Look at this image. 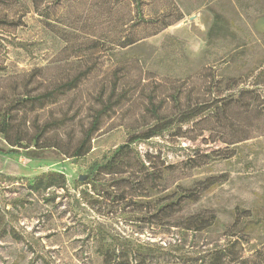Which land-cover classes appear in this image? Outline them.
<instances>
[{
  "label": "rangeland",
  "instance_id": "obj_1",
  "mask_svg": "<svg viewBox=\"0 0 264 264\" xmlns=\"http://www.w3.org/2000/svg\"><path fill=\"white\" fill-rule=\"evenodd\" d=\"M142 10L151 22L138 24L128 0L42 1L38 7L33 0H0V18L14 22L0 26V65L6 67L0 78L19 77L38 67L46 68L43 76L50 77L85 62L92 65V73L76 91L39 116L41 120L63 117L64 125L55 132L63 141L76 140L81 124L89 122L90 109L97 106L94 99L104 85L110 88L115 67L128 85L122 97L133 96L104 117L84 157H66L53 148L37 152L38 158H30L24 149L0 154V213L7 228L16 232L0 239V264H101L95 251L98 231L136 243H173L180 236L175 230L140 219L141 210L161 195L158 190L152 189L146 198L129 190L124 199L113 200L95 193L85 181L92 164L122 145L129 132L143 123L147 93L165 95L179 84L203 93L197 84L212 80L207 70L213 67L225 81L251 88V113L234 112L224 128L205 123L211 129L202 133L198 128L201 135L198 131L184 137L165 135L135 147L180 167L186 154L195 150L210 153L226 148L217 138L232 141L248 136L228 145L234 150L232 157L211 160L188 176L181 177L177 171L166 186L171 190L176 183L225 177L197 203L185 207L216 212L213 225L194 242L201 246L222 242L239 208L250 210L252 216L245 230L249 239L245 248L264 243V0H143ZM166 22L170 25L156 32ZM128 36L141 39L123 46ZM7 38L37 45L26 53L9 45ZM0 148H6L1 136ZM50 170L65 174V189H28L26 179ZM184 237L188 243L190 235Z\"/></svg>",
  "mask_w": 264,
  "mask_h": 264
},
{
  "label": "trees",
  "instance_id": "obj_2",
  "mask_svg": "<svg viewBox=\"0 0 264 264\" xmlns=\"http://www.w3.org/2000/svg\"><path fill=\"white\" fill-rule=\"evenodd\" d=\"M33 1L38 7L42 1L59 4L64 0ZM128 1L133 4L138 24L151 22L143 15V0ZM180 19L181 16L175 21ZM12 23L11 20L0 18V26ZM168 25L170 23L166 22L156 32ZM140 39L128 36L123 46L133 45ZM5 41L26 53H31L37 45L35 41L14 38ZM5 69V66L0 65V72ZM45 70L44 67H38L19 77L0 78V136L6 145L5 149L0 148V154L17 153L24 149L30 158H38L37 152L53 148L66 157H84L91 151L92 140L100 132L104 117L115 112L123 101H132L133 96L122 97L127 93L128 85L123 81V75L118 74L120 68L115 67L110 88L107 90L104 85L94 99L97 106L90 109L89 122L81 124L76 140L71 137L66 143L55 134L64 125L63 117L41 120L39 116L48 107L57 105L67 94L76 91L93 68L85 62L78 68L59 71L50 77L43 76ZM207 71L212 80L197 82L196 89L203 93H195L194 88L188 89L182 84L174 86L165 95L147 93L141 112L143 123L129 132L122 145L115 147L103 160L95 162L88 169L85 183L95 193H105L113 200L124 199L129 190L134 193L133 196L145 198L152 189L158 190L161 195L150 202L151 206L141 210L140 219L175 230L180 235L173 243L146 244L98 231L94 235L95 251L101 257V264H264V243L252 249L244 246L249 243L245 230L252 221L250 210L235 209L234 220L225 231L222 242L206 243L204 246L194 242L198 235L213 225L216 212L213 209L188 210L185 207L197 203L207 189L225 181V177L207 176L189 185L176 183L171 190H167L166 186L168 178L177 171L181 177L188 176L192 169L206 165L211 160L232 157L234 150L229 149L228 145L244 141L248 136H237L232 141L217 138L215 141L227 144L226 148H216L210 153L195 150L192 155L186 154L180 167L155 159L157 155L152 152L140 153L135 147L140 142L165 135L184 137L193 131L201 135L200 132L211 129L205 123L213 122L224 128L234 112L241 110L245 115L251 113V88L241 82L225 81L217 74L216 67ZM192 85L196 87V83ZM26 183L32 192H40L65 189L67 179L63 172L50 170L26 179ZM9 234L16 235V232L12 227L7 228L0 213V239ZM185 235H190L188 243Z\"/></svg>",
  "mask_w": 264,
  "mask_h": 264
},
{
  "label": "water",
  "instance_id": "obj_3",
  "mask_svg": "<svg viewBox=\"0 0 264 264\" xmlns=\"http://www.w3.org/2000/svg\"><path fill=\"white\" fill-rule=\"evenodd\" d=\"M262 19H263V23H264V17Z\"/></svg>",
  "mask_w": 264,
  "mask_h": 264
}]
</instances>
